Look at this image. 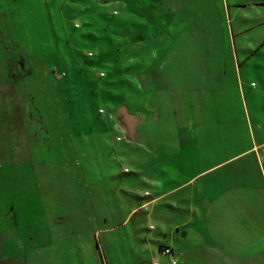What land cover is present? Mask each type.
Returning <instances> with one entry per match:
<instances>
[{"label":"rangeland","instance_id":"rangeland-1","mask_svg":"<svg viewBox=\"0 0 264 264\" xmlns=\"http://www.w3.org/2000/svg\"><path fill=\"white\" fill-rule=\"evenodd\" d=\"M173 261L264 264V2L0 0V264Z\"/></svg>","mask_w":264,"mask_h":264},{"label":"crops","instance_id":"crops-1","mask_svg":"<svg viewBox=\"0 0 264 264\" xmlns=\"http://www.w3.org/2000/svg\"><path fill=\"white\" fill-rule=\"evenodd\" d=\"M262 2H264V0H262ZM164 67V66H163ZM163 69L164 68H161V71H160V78H164V72H163ZM144 71V70H143ZM145 73V75H146V72H144ZM144 75V76H145ZM162 80V79H161ZM163 82V81H162ZM163 84H164V82H163ZM121 107H119V108H117V109H115L114 110V114L116 113H118V110L120 109ZM115 114V115H116ZM112 118H114V117H112ZM119 117H115L114 118V125H116V126H118V127H121L120 125H119ZM131 124V123H130ZM132 124H131V126H129L128 127V129L127 128H123L124 129V131H125V133L127 134V135H129V136H131L132 135ZM223 163V162H222ZM221 164V163H220ZM217 165H219V164H217ZM217 165H214V166H212V167H210V168H208V169H206V170H204V171H207V170H209V169H211V168H213V167H215V166H217ZM204 171H202V172H204ZM197 176V175H196ZM195 176H193V177H191L186 183H188V182H190L193 178H194ZM181 185H183V184H181ZM180 185V186H181ZM154 199H151V200H149V202H152ZM177 234L179 235V237H180V240H181V242L182 243H184L185 245H197V244H200L201 243V239H200V237L198 236V234L193 230V229H191L190 227L188 228L187 227V225H183V224H179L178 225V227H177ZM173 251L171 250V253H172ZM255 254H257V252L255 253ZM254 256V255H253ZM255 258H257V257H255ZM183 262H187V257H186V255H184L183 254ZM175 264H178V262H176ZM251 264H254V261H252V263ZM255 264H257V261L255 262Z\"/></svg>","mask_w":264,"mask_h":264},{"label":"trees","instance_id":"trees-1","mask_svg":"<svg viewBox=\"0 0 264 264\" xmlns=\"http://www.w3.org/2000/svg\"><path fill=\"white\" fill-rule=\"evenodd\" d=\"M139 13H137V16L139 17L137 19V22H139V24L137 25L138 27H141L143 29V32H148L149 30L151 31V26H150V22L149 20L143 16V12L138 11ZM162 8L160 9V13H161V18H162ZM147 21V22H146Z\"/></svg>","mask_w":264,"mask_h":264},{"label":"built area","instance_id":"built-area-1","mask_svg":"<svg viewBox=\"0 0 264 264\" xmlns=\"http://www.w3.org/2000/svg\"><path fill=\"white\" fill-rule=\"evenodd\" d=\"M161 253L163 255H167V254H170L171 253V249L167 248V247H163L162 250H161ZM176 262L173 261L172 264H175Z\"/></svg>","mask_w":264,"mask_h":264}]
</instances>
